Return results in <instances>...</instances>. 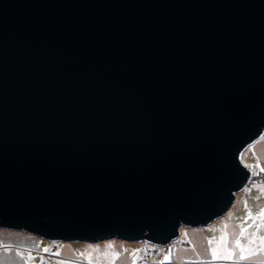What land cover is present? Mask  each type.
<instances>
[{
	"label": "water",
	"instance_id": "1",
	"mask_svg": "<svg viewBox=\"0 0 264 264\" xmlns=\"http://www.w3.org/2000/svg\"><path fill=\"white\" fill-rule=\"evenodd\" d=\"M263 134L264 0H0V228L170 243Z\"/></svg>",
	"mask_w": 264,
	"mask_h": 264
},
{
	"label": "rangeland",
	"instance_id": "2",
	"mask_svg": "<svg viewBox=\"0 0 264 264\" xmlns=\"http://www.w3.org/2000/svg\"><path fill=\"white\" fill-rule=\"evenodd\" d=\"M243 165L247 166L252 175L264 169V134L249 144L241 154ZM264 173V171H262ZM264 209V182L251 181L242 190L236 192L234 202L221 217L209 224L200 227L182 226L178 242L185 238L188 245H171L170 252L174 261L191 259L204 262L212 257V249L223 246L220 236L227 235L228 241L224 243L229 249L240 251L241 243H231L234 239L259 240L256 248L261 249V237H264V218L260 216ZM259 225V227H258ZM243 229V232H242ZM211 241V243H210ZM115 242V243H114ZM94 248L99 253L91 257L86 253L87 248ZM145 248L157 249L148 256V262L160 263L163 261V249L146 242L125 241L120 239H107L95 243L84 241H51L40 238L34 234L23 231L0 228V252L22 258L27 264H110L108 252L125 253L130 259H144ZM47 249V251H45ZM7 251V252H6ZM234 259L240 260L235 250ZM264 251L248 259H264ZM67 258L68 261L66 259ZM117 258V260H119ZM242 260V259H241ZM246 261V259H244ZM78 261V263L76 262Z\"/></svg>",
	"mask_w": 264,
	"mask_h": 264
},
{
	"label": "crops",
	"instance_id": "3",
	"mask_svg": "<svg viewBox=\"0 0 264 264\" xmlns=\"http://www.w3.org/2000/svg\"><path fill=\"white\" fill-rule=\"evenodd\" d=\"M246 237H240L239 239H234L232 240L231 243H236V241L238 240L239 243H241V247H243L245 250H246V253H247V250H251L254 254L253 255H247L246 254V261L244 259H240V260H237V259H220V258H217V259H209V260H206L204 262H197L196 260H191V259H180L179 261H174L173 258H172V254L167 257H163V261L160 262V263H156V262H148L147 260H145L147 257L144 256L145 258L144 259H138V258H135V259H130V257L125 254V253H115V252H108V259L111 260L110 264H264V259H248L249 257H253V256H256L259 254V249L256 248V243L259 242V240H251V239H245ZM220 239H221V243L220 245L222 244L223 246H220L218 249H217V254L218 256H223L226 254L225 252V249H229L227 248L226 246H224V243L226 241H228V236L227 235H221L220 236ZM115 243V242H114ZM231 250H235L237 252V254L240 256V251L233 248ZM233 252V251H232ZM86 253H89L91 257H96L99 255V253L97 252V250H95L94 248H87V251ZM264 253V252H263ZM119 260H117V258H119ZM167 257V258H166ZM63 259H66L68 261L67 258H63ZM97 259V257H96ZM78 263V261H76ZM87 264H97V263H87Z\"/></svg>",
	"mask_w": 264,
	"mask_h": 264
},
{
	"label": "built area",
	"instance_id": "4",
	"mask_svg": "<svg viewBox=\"0 0 264 264\" xmlns=\"http://www.w3.org/2000/svg\"><path fill=\"white\" fill-rule=\"evenodd\" d=\"M251 181H256V182H259V183H263L264 182V173L262 171H259L256 175H253L248 183V185L250 184ZM178 239H179V236L172 240L170 243H167V244H164V245H154V246H160V248L163 249V254L167 257H169L171 255V252H170V248H171V245H175V246H179L180 245H185L187 246L188 243L187 241L185 240L184 237H182V239L180 240V242H178ZM157 250V249H156ZM155 249H148V248H145V251H146V257L154 254L156 252Z\"/></svg>",
	"mask_w": 264,
	"mask_h": 264
},
{
	"label": "snow or ice",
	"instance_id": "5",
	"mask_svg": "<svg viewBox=\"0 0 264 264\" xmlns=\"http://www.w3.org/2000/svg\"><path fill=\"white\" fill-rule=\"evenodd\" d=\"M261 171H264V169H261ZM260 216L262 218H264V209L261 210ZM258 227H259V225H258ZM242 232H243V229H242ZM260 239H261L262 247H261V249H259V251H264V237H261ZM210 243H211V241H210ZM236 243L239 246V241L238 240L236 241ZM45 251H47V249H45ZM225 252H226L225 255L218 256L217 249H212V257H213V259H217V258L228 259V260L232 259V257H233L232 250L231 249H225ZM246 254L247 255H253L254 253L251 250H247V253H246V250L243 247H241L240 248V259H245L246 258Z\"/></svg>",
	"mask_w": 264,
	"mask_h": 264
},
{
	"label": "trees",
	"instance_id": "6",
	"mask_svg": "<svg viewBox=\"0 0 264 264\" xmlns=\"http://www.w3.org/2000/svg\"><path fill=\"white\" fill-rule=\"evenodd\" d=\"M7 252V251H6ZM0 264H27L22 258L17 255L13 256L11 253L3 254L0 252Z\"/></svg>",
	"mask_w": 264,
	"mask_h": 264
}]
</instances>
